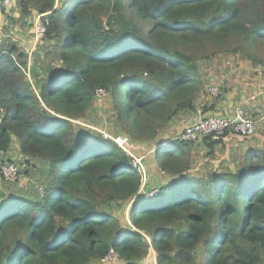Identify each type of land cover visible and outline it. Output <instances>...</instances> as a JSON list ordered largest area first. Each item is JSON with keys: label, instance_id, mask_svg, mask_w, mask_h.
<instances>
[{"label": "trees", "instance_id": "16d2710c", "mask_svg": "<svg viewBox=\"0 0 264 264\" xmlns=\"http://www.w3.org/2000/svg\"><path fill=\"white\" fill-rule=\"evenodd\" d=\"M56 2L17 0L23 17L36 12L46 28L31 80L27 54L0 42V154L15 139L26 166L19 175L30 180L29 192L0 181V193L10 194L0 208V264H97L110 251L116 264H141L150 249L155 264H264V155L201 180L190 174L191 145L167 140L153 150L167 179L145 199L131 158L74 123L102 89L113 135L155 144L208 94L199 59L259 61L252 51L264 45V0ZM222 138L205 142L212 148ZM123 204H130L124 225L110 211Z\"/></svg>", "mask_w": 264, "mask_h": 264}, {"label": "crops", "instance_id": "0c3cea01", "mask_svg": "<svg viewBox=\"0 0 264 264\" xmlns=\"http://www.w3.org/2000/svg\"><path fill=\"white\" fill-rule=\"evenodd\" d=\"M58 5L59 3L57 6ZM10 16L14 17V15ZM252 67L251 61L237 55L222 61L217 68L213 67L210 72L208 70H203L202 67L199 66L201 73L206 72L203 80L208 81V83L210 82V86H217L221 91V96L218 100L211 98L208 94L204 96L200 95L197 99V110L205 106L209 108L213 106L214 108L209 110L205 115L228 117L237 107L242 106L247 109L249 115L253 119L256 130L255 134L249 138H242L229 132L222 138L223 140L219 144H214L212 148L208 146V142H205V139L197 144L191 145L190 153L193 158H195L196 154H204L205 150V154H209L210 156L209 159H204L203 163L192 164L193 169L190 173L196 179L198 178L195 173L202 170L203 164L209 167L210 165H215L214 168L232 167L231 171L226 172L235 173L242 169L245 161L256 162L259 158L263 157L264 79L260 78V76H254L255 70L252 72ZM210 86L206 83L205 91L206 88L208 89ZM180 116V128L175 129L177 126L173 125L172 122L159 133V138L155 144H151V146H147V144H134L133 147L138 150H142L143 146L149 148L150 151L157 149L156 146L158 142L171 140L174 134L180 133L185 127L190 126L199 119L196 113L183 114ZM8 160H12V158ZM151 161H153V168H150L152 164L149 163L147 165L145 162L147 170V185H145V190H147V192L158 188L167 179V177L163 176L164 173L158 170L153 154Z\"/></svg>", "mask_w": 264, "mask_h": 264}, {"label": "rangeland", "instance_id": "374dc122", "mask_svg": "<svg viewBox=\"0 0 264 264\" xmlns=\"http://www.w3.org/2000/svg\"><path fill=\"white\" fill-rule=\"evenodd\" d=\"M56 4L54 6V8H61V5L57 4L59 3L60 0H56ZM10 15H14V17H11ZM37 13L33 12L31 15L29 16H22L20 13V9H19V5L16 3V5L8 12H5L2 16V19L0 20V42L1 45L6 46L7 43L11 42L16 44V46H18V48L25 52L27 54V62L30 63L32 62V57L34 56V54L37 51L41 50V45L42 43H38V44H34L35 43V39H34V34L32 32V24L34 23V21L37 19ZM125 19H121L119 20L120 24H124V26L127 24V22L129 21L128 18V14H126L124 16ZM8 19V20H7ZM134 22H136L138 24V26L142 29V32H146L149 28V25H143L142 22H140V20L135 19ZM104 25L106 26H110L109 23L107 22L106 18H104ZM113 28H115L114 25H112ZM33 45H35V48L33 47ZM53 44H51L52 46ZM234 44H231V47H233ZM207 50H210V47H208ZM253 52V55L259 60L257 63H253L252 64V72L255 70L254 72V76H260V78L264 79V64H262L261 62H264V45H258L256 47V49ZM232 56H236V55H232V54H226V53H219V54H214L211 58V60H206V59H199L198 61V65L202 67L203 70H208L209 72L211 71V69L217 68V66L222 63V61H225L226 59H229V57ZM240 56V55H237ZM242 57V56H240ZM213 63V64H212ZM55 68V65L54 67ZM28 70H29V74H30V65L26 66V77H29L30 75L28 74ZM206 72H203V76L202 79L204 78ZM208 74V73H207ZM30 80H31V76H30ZM204 82H206L208 84V86H210V82L208 83V81L204 80ZM211 97V96H210ZM109 95L107 93V95L103 98L100 99H96L95 103H93L92 107L89 109V111L85 114V117H83V119L75 121V125L79 126L82 129L88 130L90 133H98L102 136V138H104V135L108 136V137H116L113 134H115L117 132V127L113 124V119H112V115L110 114V100H109ZM218 100L220 99L217 98ZM180 117H176L173 119V125L177 126L175 129L180 128ZM183 117V116H182ZM186 128V127H185ZM184 128V129H185ZM174 129V131H175ZM179 134V133H178ZM178 134H174V137L177 136ZM117 136H122V137H127L126 135H117ZM173 137V138H174ZM128 138V137H127ZM159 138V137H158ZM105 139V138H104ZM14 142L12 143L10 149L7 151V154H0L1 157H3V159L6 158V160L12 158V159H17L15 162L18 163V168L21 167L22 170L26 168V166H24L23 164H19V160L18 158H20L18 156V147H16V141L15 139H13ZM129 141V139H128ZM151 144L153 143H148V145L151 146ZM142 150H138L137 148H134L132 145V142L129 143V147L127 149V151L129 152V154L134 155L136 158H139L140 156L147 154L148 156L147 158H144L145 160L142 162V166L143 169L145 170V173L142 174V185H141V190L138 194L143 195L145 199H149L150 196H148L147 194L149 192H147V190H145V185H147V181H146V174H147V170H146V163L147 165L150 163L152 164V166H150V168H153V161H151V157L153 154V150H149V148L146 147H142ZM206 150L204 151V154H196L195 158H191V165L193 163H203L204 159H209V154L206 155ZM16 156V157H15ZM18 157V158H17ZM219 161V160H218ZM217 161V162H218ZM146 162V163H145ZM37 166V164L33 167L30 168L31 171H29V173L37 171V168H35ZM215 165H210L207 166L205 164H203L202 166V170L196 172L195 174L197 175L198 179H204L207 177L208 174L213 173V172H228L231 171L232 167L228 168V167H216L214 168ZM192 169H193V165H192ZM191 169V170H192ZM191 174V173H190ZM192 176V175H191ZM192 178H195L192 176ZM145 180V181H144ZM1 181V180H0ZM3 182V181H2ZM16 183H18L20 186H22L25 189V192H29L30 187H28V184H30V180L28 178L22 177L19 175L18 180L16 181ZM14 183V184H16ZM34 185V182H32ZM6 185V184H4ZM7 186V185H6ZM36 186V184H35ZM9 188V187H8ZM32 189V188H31ZM158 189V188H156ZM157 193V192H156ZM147 195V197H146ZM130 207V204L126 205L123 204L121 205V207H112L111 208V212L113 214H115L120 220H121V224L124 225L126 222H128L129 224V217H128V209ZM149 240V239H147ZM155 257L156 254L155 252L152 251V249H150L149 253L141 260V264H155ZM97 264H108V261H103Z\"/></svg>", "mask_w": 264, "mask_h": 264}, {"label": "built area", "instance_id": "2783aa9c", "mask_svg": "<svg viewBox=\"0 0 264 264\" xmlns=\"http://www.w3.org/2000/svg\"><path fill=\"white\" fill-rule=\"evenodd\" d=\"M17 3V0H0V20L6 11H10ZM32 32L34 34L35 44L39 43L45 36L46 28L40 21V16L32 24ZM29 74V72H28ZM208 95L211 98H218L221 96V91L217 86H210L208 88ZM107 95L105 90L98 89L95 92L97 99L103 98ZM199 117L198 121L194 122L190 126L183 129L177 136L171 139V141H179L185 144L193 145L202 141L207 137L214 139L222 138L227 133L231 132L242 138H249L255 134V124L246 108L240 106L237 107L230 116L219 117L214 115H205L202 109L196 111ZM104 138L112 141L119 149L125 152L131 158V166L142 177L145 173L142 162L147 158L148 153L136 158L134 155L129 154L127 151L129 141L127 137L116 136L108 137L104 135ZM16 159L6 160L0 156V180L9 184L15 183L19 178L18 163ZM143 183V182H142ZM159 189H153L147 194L150 198H154ZM157 192V193H156ZM42 189H39V195H43ZM146 195V197H147ZM108 261V264H116L118 262L115 253L110 251L108 255L100 262Z\"/></svg>", "mask_w": 264, "mask_h": 264}, {"label": "water", "instance_id": "95a60500", "mask_svg": "<svg viewBox=\"0 0 264 264\" xmlns=\"http://www.w3.org/2000/svg\"><path fill=\"white\" fill-rule=\"evenodd\" d=\"M166 143L165 141H161L157 143V149L162 148L163 146H165ZM10 197V194H6V193H0V208L3 207L6 204L7 199Z\"/></svg>", "mask_w": 264, "mask_h": 264}, {"label": "clouds", "instance_id": "9594fccd", "mask_svg": "<svg viewBox=\"0 0 264 264\" xmlns=\"http://www.w3.org/2000/svg\"><path fill=\"white\" fill-rule=\"evenodd\" d=\"M35 44V43H34ZM38 44V43H37ZM36 45V44H35ZM35 45H33V47L35 48ZM27 65H30L31 66V62L30 63H28L27 62ZM28 72H29V70H28ZM25 74H26V70H25ZM30 75V74H29ZM27 79L28 80H30V76L29 77H27ZM8 153V152H7ZM19 156V155H18ZM18 158V157H17ZM17 160V159H16Z\"/></svg>", "mask_w": 264, "mask_h": 264}]
</instances>
